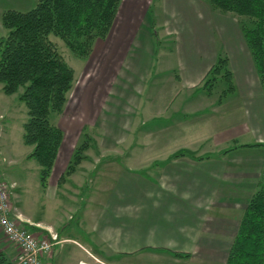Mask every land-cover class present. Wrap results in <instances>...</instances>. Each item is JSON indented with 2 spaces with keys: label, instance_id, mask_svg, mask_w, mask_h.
I'll return each instance as SVG.
<instances>
[{
  "label": "rangeland",
  "instance_id": "1",
  "mask_svg": "<svg viewBox=\"0 0 264 264\" xmlns=\"http://www.w3.org/2000/svg\"><path fill=\"white\" fill-rule=\"evenodd\" d=\"M127 1L122 0L120 5L125 8L122 20L109 36L95 41L85 59L75 56L62 39L51 35L73 68L75 81L63 111L51 117L63 132L57 155L62 160L60 170L53 172L45 188L40 183L38 163L28 158L32 147L22 138L27 108L18 93L7 95L0 84V172L9 185L17 184L14 194L18 204L32 218L51 225L49 229L56 237L36 229L35 233L53 245L69 235L90 244L89 250L97 256L89 254L87 264H191L188 257L174 256L172 251L159 254V249L153 248L154 253L112 254L97 233L92 238L98 246L90 242L86 230L80 229L81 222H102L106 210L94 206H109L115 195L126 198L132 181L124 172L130 168L152 180L148 175L159 178L157 166L165 163L167 155L181 150L196 152L212 166L219 164V152L234 148L238 141L252 143L255 135L251 122L253 117L262 119L258 106L262 97L264 109V89L252 57L246 60L248 69L245 67L242 50L248 47L234 14L215 10L204 0H186L189 5L185 8L192 6L193 12L181 13L169 10L167 0H130L135 12H129ZM36 2L0 0V39L8 32L2 25L3 12L26 11ZM215 55L229 60L227 68L233 73L234 84L231 91L229 83L220 77L224 73L215 80L212 73L208 74L217 60L213 61ZM185 75L190 81L198 79L196 84H188ZM213 129L220 134L230 131L231 135L223 140L215 135L211 138ZM85 134L90 137L87 158L81 162V169L60 181ZM261 152L241 153L258 156ZM148 166L150 169H146ZM12 178L16 181L7 180ZM121 189L124 192L117 193ZM236 191L244 193L241 186ZM125 210L118 211L125 215ZM13 214L22 218L16 210ZM106 233L113 235L115 230L105 227L101 234L108 237ZM53 251L54 264H82L74 255L86 252L77 243L59 244Z\"/></svg>",
  "mask_w": 264,
  "mask_h": 264
},
{
  "label": "trees",
  "instance_id": "2",
  "mask_svg": "<svg viewBox=\"0 0 264 264\" xmlns=\"http://www.w3.org/2000/svg\"><path fill=\"white\" fill-rule=\"evenodd\" d=\"M222 13H232L240 21V29L253 59L256 73L264 89V0H204ZM122 0H37L26 11L8 9L2 14V25L8 30L0 39V84L7 95L18 93L27 108L22 138L32 147L28 155L39 166L43 188L48 184L63 132L51 117L66 106L75 75L51 35L63 40L79 58H87L97 39L110 33ZM228 58L219 55L208 74L223 77L228 90L234 89L233 73L227 68ZM223 70V71H222ZM207 74V75H208ZM218 75V76H217ZM81 141L73 152L60 181L74 174L87 156L90 137ZM242 146H264L245 144ZM235 148V147H234ZM225 149L222 153L234 149ZM195 153L181 150L172 157ZM209 157V156H208ZM35 230L36 228H29ZM188 257V253L172 252ZM226 264H264V165L255 192L247 201Z\"/></svg>",
  "mask_w": 264,
  "mask_h": 264
},
{
  "label": "crops",
  "instance_id": "3",
  "mask_svg": "<svg viewBox=\"0 0 264 264\" xmlns=\"http://www.w3.org/2000/svg\"><path fill=\"white\" fill-rule=\"evenodd\" d=\"M129 2L130 0L125 3L129 12H135L133 11L134 4ZM166 2L169 10H176L179 13L182 11L193 12L192 6L188 9L185 8V4L189 5L186 0H167ZM124 11L125 8L121 9L120 6L109 35L115 28L117 21L120 18L122 20ZM118 43L116 40L115 45L120 49ZM243 49V60L248 69L249 63L248 61L246 63V60L247 58L251 59V55L246 46ZM216 58L215 55L213 60L212 56L211 61H215ZM232 62L235 63V60L233 59ZM237 75L240 83H242V76L239 73ZM184 77V80H187L190 85L192 83L195 85L198 80L190 81L189 76L185 75ZM262 99L260 97V105L258 106V111L263 113L262 119L253 117L251 122L254 130L252 133L255 135L254 141L252 143H239L237 140V145L232 149L233 153L219 152L217 157L219 164L211 166L208 164L210 160H199L189 155L181 157L167 155L166 159H163L165 163L157 166L159 167V178L155 175H148L152 179L149 180L141 174V171H135L132 168L126 170L124 175L132 181V187H129L126 198L115 195L109 206L97 203L95 208L106 210L107 217H104L102 222L98 221L97 224H93L92 219L91 222H87L88 224L81 222L82 226L79 227L86 230L90 242H95L98 246V242L92 238L97 233L98 239L100 237V241L110 249L112 254L154 253L156 251H152L153 248L159 249L156 252L159 254L169 253V251L188 253V258L192 260L191 264H226L232 240L238 231L247 201L257 188L264 165V152L258 156L257 154L241 153L244 150L264 151V146H242L245 144H264ZM6 112L10 114L11 108L7 107ZM210 135L211 138L215 135L217 139L223 140L231 133L230 131L225 133L222 131L220 134L217 129H213ZM195 157L198 156L195 154ZM2 159L5 160L3 157ZM61 160V158H57L51 176L57 169L60 170ZM148 168L150 169V166L146 169ZM79 169H81V165ZM153 172L155 173L154 170ZM7 180L9 182L16 181L15 178ZM10 186L11 198L15 210L22 215L23 226L36 228L38 231L46 232L48 237L54 238V234L49 229L51 225L43 224L35 217L32 218L15 200L14 188L17 184L15 186L10 184ZM237 186L243 187L244 193L237 192ZM123 192L122 189L117 191L119 194ZM124 208L126 209L125 215L124 212L119 213L118 211ZM146 217L154 219L149 220ZM105 227H111L115 233L113 235L106 233L108 237H104L105 234L103 236L101 232ZM85 230L83 231L85 232ZM64 243H77L85 248L86 252H78L74 255L76 261L83 262L82 264L90 262L89 254L97 256V253L89 250L90 244L82 243L71 235L56 241L54 248ZM174 246L180 247L175 249ZM16 253L15 246L7 240L0 229V264H16ZM54 257L55 251L46 255L44 257L46 264H54Z\"/></svg>",
  "mask_w": 264,
  "mask_h": 264
},
{
  "label": "built area",
  "instance_id": "4",
  "mask_svg": "<svg viewBox=\"0 0 264 264\" xmlns=\"http://www.w3.org/2000/svg\"><path fill=\"white\" fill-rule=\"evenodd\" d=\"M10 187L0 172V229L17 250L15 262L16 264H46L44 257L52 253L53 242L20 225L21 218L13 214L15 207Z\"/></svg>",
  "mask_w": 264,
  "mask_h": 264
}]
</instances>
